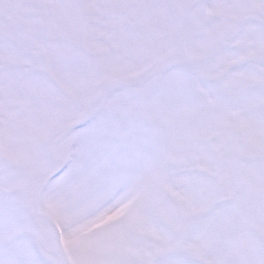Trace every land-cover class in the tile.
I'll use <instances>...</instances> for the list:
<instances>
[{
  "label": "snow or ice",
  "instance_id": "obj_1",
  "mask_svg": "<svg viewBox=\"0 0 264 264\" xmlns=\"http://www.w3.org/2000/svg\"><path fill=\"white\" fill-rule=\"evenodd\" d=\"M0 264H264V0H0Z\"/></svg>",
  "mask_w": 264,
  "mask_h": 264
}]
</instances>
